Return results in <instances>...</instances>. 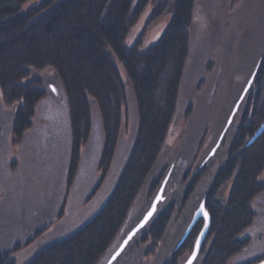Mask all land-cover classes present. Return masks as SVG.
Here are the masks:
<instances>
[{
	"label": "trees",
	"instance_id": "16d2710c",
	"mask_svg": "<svg viewBox=\"0 0 264 264\" xmlns=\"http://www.w3.org/2000/svg\"><path fill=\"white\" fill-rule=\"evenodd\" d=\"M29 1L0 0V97L5 106L14 109V144L30 127L36 105L46 95L41 79L24 81L30 75L29 68H52L60 79L68 106V188L74 182L81 149L91 132L89 97L99 109L104 138L98 164L100 177L91 192L93 196L108 175L126 116L123 75L133 93L137 113L135 139L111 193L76 231L41 247L24 263L98 264L122 228L163 147L189 52L195 0H38L22 11ZM149 4L152 12L144 30L127 47V36ZM166 13L170 14V21L163 33L156 43L141 51L146 30ZM242 101L246 107L226 159L202 198L210 224L197 255L202 257L200 264H227L249 244L248 238L239 236L253 223L255 212L251 204L264 190V182L259 180L264 169V129L247 144L264 121V52ZM199 167L185 191L183 204L209 173L207 161ZM158 180L152 182L151 193L160 187L162 181ZM226 190L227 196H222ZM177 210L176 203L169 204L137 232L142 233L140 241L150 242L151 251L157 248ZM202 225L203 220H197L163 264H178L182 256L190 254ZM45 229L37 230L32 240ZM20 247L17 245L15 251ZM0 264L16 261L11 252L0 251Z\"/></svg>",
	"mask_w": 264,
	"mask_h": 264
},
{
	"label": "rangeland",
	"instance_id": "374dc122",
	"mask_svg": "<svg viewBox=\"0 0 264 264\" xmlns=\"http://www.w3.org/2000/svg\"><path fill=\"white\" fill-rule=\"evenodd\" d=\"M37 3L38 0L25 3L22 11ZM151 12L149 4L127 36V47L144 30ZM169 21L170 14L166 13L149 26L141 51L157 42ZM189 32V52L177 106L163 147L122 228L98 264H106L123 237L140 220L156 194L157 189L150 192L152 182L162 181L168 170L164 199L158 203L155 215L171 203H176L178 210L162 240L151 251L150 242L140 241L139 232L111 264H163L172 257L214 174L226 159L245 110L242 101L220 138L235 102L248 80H253L256 64L264 52V0H195ZM29 69L30 75L24 81L41 79L46 95L37 103L31 125L17 144L12 142L11 132L14 109L5 106L0 97V251L11 252L16 264H24L41 247L72 234L100 209L124 167L137 128L133 93L123 75L126 116L108 175L92 196L100 177L98 164L104 134L97 104L89 97L91 132L81 149L74 182L68 188L71 135L65 92L52 68ZM213 148V154L205 160ZM202 161H207L209 173L183 204L185 191ZM259 180L264 182V169ZM227 193L228 190L222 196ZM251 207L254 221L239 236L248 238L249 244L227 264H245L264 257V190ZM44 227L32 240L36 231ZM17 245L21 247L15 251ZM188 255L182 256L178 264ZM201 259L197 257L193 264H200Z\"/></svg>",
	"mask_w": 264,
	"mask_h": 264
},
{
	"label": "water",
	"instance_id": "95a60500",
	"mask_svg": "<svg viewBox=\"0 0 264 264\" xmlns=\"http://www.w3.org/2000/svg\"><path fill=\"white\" fill-rule=\"evenodd\" d=\"M252 82V77L248 80V82L246 83L245 87L243 88L239 98L237 99V101L234 104L233 109L230 112V115L226 121V124L221 132L220 138L223 136L224 132L226 131L227 127L229 126L235 112L237 111V108L241 102V100L243 99L245 93L247 92V90L249 89L250 85ZM264 129V121L261 123V125L257 128V130L254 132V134L252 135V137L248 140L247 144L251 143ZM220 138L218 140V142L216 143V145H218ZM214 148L211 150V152L209 153L208 156H210L211 154H213ZM167 180V176L165 177V179L162 181L158 191L156 192V194L154 195L149 207L147 208V210L143 213L142 217L140 218V220L131 228V230L124 236V238L121 240V242L119 243V245L117 246V248L113 251V253L110 255V257L108 258L106 264H111L116 258L117 256L123 251V249L126 247V245L128 244V242L132 239V237L152 218V216L154 215V213L156 212L157 209V205L158 203L164 199L163 197V190H164V186ZM149 213H151V215H149ZM199 219H203V225L200 229V231L198 232L196 239L194 241L193 244V248L192 251L190 252V254L186 257V259L181 263V264H193V262L195 261L201 246L205 240L206 237V233L208 231L209 228V224H210V216L205 208L204 205V200H201L200 204L198 205V207L195 209L192 218L188 224V226L186 227L181 239L179 240L177 246H179L182 241L186 238V236L188 235V233L190 232L191 228L194 226V224L196 223L197 220ZM254 264H264V258H262L261 260L255 262Z\"/></svg>",
	"mask_w": 264,
	"mask_h": 264
},
{
	"label": "snow or ice",
	"instance_id": "6c2138e0",
	"mask_svg": "<svg viewBox=\"0 0 264 264\" xmlns=\"http://www.w3.org/2000/svg\"><path fill=\"white\" fill-rule=\"evenodd\" d=\"M149 215H151V213H149Z\"/></svg>",
	"mask_w": 264,
	"mask_h": 264
}]
</instances>
